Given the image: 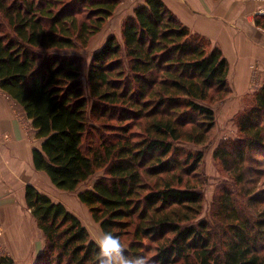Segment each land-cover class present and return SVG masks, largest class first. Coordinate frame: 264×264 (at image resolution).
Here are the masks:
<instances>
[{"label":"trees","instance_id":"obj_1","mask_svg":"<svg viewBox=\"0 0 264 264\" xmlns=\"http://www.w3.org/2000/svg\"><path fill=\"white\" fill-rule=\"evenodd\" d=\"M120 0H0V89L25 110L33 165L76 191L101 230L150 264H264V83L213 151L227 180L203 219L205 149L228 97L230 65L163 0H145L84 60ZM255 23L264 29V14ZM88 91V93H87ZM197 146L199 148H193ZM25 200L45 237L33 264H97L81 219L32 184ZM0 264H14L0 258Z\"/></svg>","mask_w":264,"mask_h":264},{"label":"rangeland","instance_id":"obj_2","mask_svg":"<svg viewBox=\"0 0 264 264\" xmlns=\"http://www.w3.org/2000/svg\"><path fill=\"white\" fill-rule=\"evenodd\" d=\"M141 1L142 0H120V4L113 16L106 22L102 31L91 40L87 47L64 51V53L77 54L83 58L84 65L81 79L86 90L88 89L87 71L92 54L102 43H97L96 38L112 32H118V34L121 33L124 20L129 15H132L137 6L144 3ZM258 72L259 71L255 67L252 77L253 83L247 91L234 89V86L228 76L232 93L228 97L218 100L211 105L216 113L217 126L213 132L211 144L205 149L204 172L207 177V183L203 188L205 195L204 210L201 215V218L203 219H210L213 197L217 190V186L227 180V177L222 172L219 163L213 157V151L217 147L220 140L229 137L234 138L237 136L238 128L235 122L236 115L244 108L246 102L251 99L254 92L257 91L264 83V77L261 78ZM0 95H2L4 99L6 98L9 102V106L13 109L17 120L26 130L28 149L29 152L32 153L31 151L33 148L40 147L41 145V140L36 138V131L32 126V120L30 119L31 121H29L24 108L5 94L1 89ZM10 140L11 139L6 136L0 138V162L3 159V162L0 163V258H10L13 260L14 264H33L37 255L44 248L45 237L42 231L37 227L35 219L26 204L25 189L27 184L34 185L40 191L49 195L54 201L62 202L70 211L81 219L82 223L89 230L92 238L93 236H98L97 234H100L102 231L101 227L97 222H95L87 206L80 202L78 194L91 188L94 181L102 174V172L97 173L92 178L82 183L76 191L72 192L58 189L51 183V181H49L47 185L43 184L41 186H37L34 183L35 181H33V178L13 173L17 169L12 168L15 160H12L14 156L10 153L11 146H8ZM192 147L195 149L199 148L197 146ZM33 171L31 169L34 177L38 178L39 172L35 170L34 167ZM37 178L35 180H37ZM19 190H21L20 195ZM20 223L24 226V228L18 227L21 226ZM17 230H21L20 234L22 235L19 236L18 234H14ZM16 235H18L16 238L17 240L12 241ZM21 244L23 246L25 244V249H22ZM38 244H43L42 250L32 253L31 250L33 248H37ZM28 248L32 249H29L27 252ZM30 254L33 255L34 258H30Z\"/></svg>","mask_w":264,"mask_h":264},{"label":"crops","instance_id":"obj_3","mask_svg":"<svg viewBox=\"0 0 264 264\" xmlns=\"http://www.w3.org/2000/svg\"><path fill=\"white\" fill-rule=\"evenodd\" d=\"M163 1L193 32L205 35L214 45L223 51L230 65L229 78L234 89L247 91L251 87L255 67L259 71L260 77H264V29L258 27L255 23V16L257 14H264V0ZM141 2L145 3L144 0ZM111 34H115L118 38H121V33L118 34V32L104 34L96 38L97 43L102 42L100 47ZM29 121L31 120L29 119ZM25 131L24 127L17 120L13 109L9 106V102L0 95V138L6 136L11 139L8 146H11L10 153L14 156L12 160H15L12 168L17 169L13 173L33 178L37 186L47 185L51 180L45 172L38 171L37 180H35L36 178L31 172V169L33 171L34 167L33 157L28 149ZM38 140H41L42 145L43 139ZM1 162H3V159ZM20 194L21 190H19ZM18 227L24 228L22 224ZM20 232L21 230H17L14 234L20 236L22 235ZM18 235L12 241H16ZM24 246L22 245V249H25ZM42 248L43 244H38L37 248H28L27 252L29 249H32V253L35 251L39 252ZM32 257L33 255L30 258Z\"/></svg>","mask_w":264,"mask_h":264},{"label":"clouds","instance_id":"obj_4","mask_svg":"<svg viewBox=\"0 0 264 264\" xmlns=\"http://www.w3.org/2000/svg\"><path fill=\"white\" fill-rule=\"evenodd\" d=\"M93 240L98 248L97 264H150L147 256L126 254L120 237L111 232L101 231Z\"/></svg>","mask_w":264,"mask_h":264}]
</instances>
